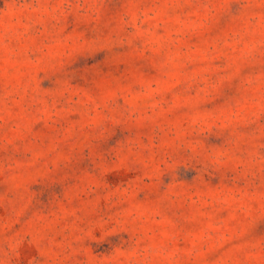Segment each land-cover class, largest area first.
<instances>
[{"label":"clouds","instance_id":"9594fccd","mask_svg":"<svg viewBox=\"0 0 264 264\" xmlns=\"http://www.w3.org/2000/svg\"><path fill=\"white\" fill-rule=\"evenodd\" d=\"M264 0H0V264H264Z\"/></svg>","mask_w":264,"mask_h":264},{"label":"rangeland","instance_id":"374dc122","mask_svg":"<svg viewBox=\"0 0 264 264\" xmlns=\"http://www.w3.org/2000/svg\"><path fill=\"white\" fill-rule=\"evenodd\" d=\"M261 230H264V227H262Z\"/></svg>","mask_w":264,"mask_h":264}]
</instances>
